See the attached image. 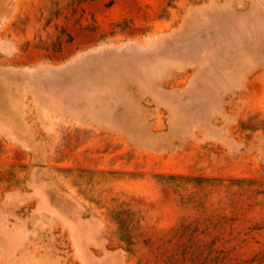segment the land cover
<instances>
[{
	"label": "rangeland",
	"instance_id": "obj_1",
	"mask_svg": "<svg viewBox=\"0 0 264 264\" xmlns=\"http://www.w3.org/2000/svg\"><path fill=\"white\" fill-rule=\"evenodd\" d=\"M208 1L0 21V264H264V67L220 99L180 90L264 34L191 11Z\"/></svg>",
	"mask_w": 264,
	"mask_h": 264
},
{
	"label": "crops",
	"instance_id": "obj_2",
	"mask_svg": "<svg viewBox=\"0 0 264 264\" xmlns=\"http://www.w3.org/2000/svg\"><path fill=\"white\" fill-rule=\"evenodd\" d=\"M23 1L30 0H0V21L2 19L13 20L22 16ZM219 5L217 1L210 0L204 4L192 6L191 11H206L205 18H214L217 12L227 14V24L230 27H238L241 33L264 34V0H238L225 1ZM248 4V5H247ZM246 8H248L246 10ZM253 14L250 15V13ZM235 14H238L235 17ZM5 22V21H4ZM0 25V32L3 31ZM253 42L251 37L244 36L241 46L237 50V60L223 62L217 65L213 73H201L205 68L204 64L198 65L199 73L191 74L180 90L190 95L191 92L199 96H210L217 99L224 97L230 91L241 88L247 83L248 76L257 69L264 67V38H256ZM158 67L165 66L164 55H159ZM149 68L150 65L147 64ZM207 67V66H206ZM170 70L172 66L169 67ZM48 70V69H46ZM231 70L237 71V75H231ZM203 72V71H202ZM48 75V73H47ZM264 72H260L257 78L262 80ZM173 79L172 76L159 74L151 80V88L157 90L158 97L164 94V82ZM111 104H115L112 102ZM80 111L72 112L69 118L79 116ZM5 115L4 110H0V116Z\"/></svg>",
	"mask_w": 264,
	"mask_h": 264
}]
</instances>
